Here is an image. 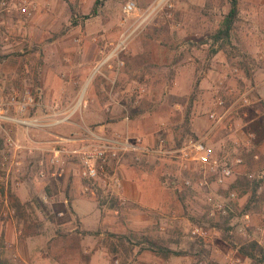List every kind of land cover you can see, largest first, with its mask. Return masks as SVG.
Returning <instances> with one entry per match:
<instances>
[{"label":"rangeland","instance_id":"1","mask_svg":"<svg viewBox=\"0 0 264 264\" xmlns=\"http://www.w3.org/2000/svg\"><path fill=\"white\" fill-rule=\"evenodd\" d=\"M94 1L0 0V94L8 101L32 98L24 111L7 110L31 124L0 126V176L9 167V183L22 182L20 197L14 189L8 194L14 212L0 214V258L8 264H258L240 250L253 241L231 227L241 211L264 210V0H238L230 36L218 40L213 34L228 0H133L129 13V0H104L93 13ZM250 87L251 102L238 100L209 138L244 158L232 213H210L202 191L181 185L192 173L170 157L121 155L110 170L121 180L118 188L82 178L78 154L50 161L54 147L78 149L96 134L126 129L146 140L162 129L179 146L205 133L209 111L219 110L217 96L229 104ZM7 135L21 147L8 146ZM59 167L61 174L51 175ZM257 174L263 178L254 179ZM4 188L1 183L0 194ZM77 197L89 200L95 216L78 213ZM196 225L209 229L206 240L192 233ZM258 245L264 249V241ZM160 248L174 253L164 257Z\"/></svg>","mask_w":264,"mask_h":264},{"label":"built area","instance_id":"2","mask_svg":"<svg viewBox=\"0 0 264 264\" xmlns=\"http://www.w3.org/2000/svg\"><path fill=\"white\" fill-rule=\"evenodd\" d=\"M134 7V1L129 0L124 5V11L129 13ZM253 93L254 87L245 89L237 100L229 104H226L223 97L217 96L215 103L219 110L214 108L209 111L208 117L211 119V124L205 133L202 136H190L179 146L170 145L162 129L153 138L147 140L144 137L131 134L126 129L124 133L116 132L113 136L96 134L91 139V143L78 149L68 150L66 147H54L50 161L51 163L57 162L61 153L66 155L78 154L80 157L79 174L82 178L93 181L99 180L103 186L118 188L121 185V180L115 172L111 173L110 170L114 168V161L119 159L121 155L129 153L136 158H139V154L170 157L179 163L181 170L192 173V175L181 179V185L183 188L202 191L210 213H232L238 200V192L233 184L237 179V169L243 164L244 158L236 148L230 150L223 143L216 145L209 138L218 130L219 124L228 117L235 103L242 100L243 104H249L251 102L250 96ZM31 102L32 98L26 94L17 101L13 97L12 100L8 101L0 94V126L2 122L12 121L25 125L31 124L30 120L14 118L7 112L10 105H14L18 111H24ZM231 127L232 124L228 123L226 130H231ZM6 142L8 146L14 149L21 147L10 135H7ZM253 157L257 159L258 155L254 154ZM5 170V176H0V184L4 185L7 184L10 168ZM61 171L62 168L59 167L56 171H52L51 175H60ZM40 172L42 175L44 174L43 170ZM247 177L251 179L253 174H247ZM261 178L263 175L257 174L254 179L259 180ZM3 201L4 205L0 209V214L11 215L14 210L8 197L5 196ZM191 231L202 240H206L210 235L209 229L201 225L194 226ZM233 231L246 241L261 244L264 241V210L259 214L241 211L239 222L231 227V232Z\"/></svg>","mask_w":264,"mask_h":264},{"label":"trees","instance_id":"3","mask_svg":"<svg viewBox=\"0 0 264 264\" xmlns=\"http://www.w3.org/2000/svg\"><path fill=\"white\" fill-rule=\"evenodd\" d=\"M104 0H95L94 6L92 9V12L95 13L97 7L99 5L103 4ZM229 3V10L221 20L218 28L215 30L213 34L214 40L228 38L230 36L233 24L235 20L237 19L238 15V0H228ZM185 120L187 123H189V116L186 114ZM189 129V128H188ZM245 186L248 185L247 181L241 182ZM257 184H254L252 186V196L251 199L255 196V190H256ZM14 206L17 207V209H20L22 207V204L19 200H14ZM250 209V202L245 205V210ZM162 251V255L164 257H167L169 254L174 253L173 250L169 248H160ZM240 250L243 255L249 257L252 261L257 262L258 264H264V249L259 246L256 242H251L249 244H246L242 247H240ZM0 264H8L6 260H2L0 258Z\"/></svg>","mask_w":264,"mask_h":264},{"label":"crops","instance_id":"4","mask_svg":"<svg viewBox=\"0 0 264 264\" xmlns=\"http://www.w3.org/2000/svg\"><path fill=\"white\" fill-rule=\"evenodd\" d=\"M258 87H260V85L256 84V88H258ZM52 141L55 142L57 140L54 139ZM47 142H49V140L45 141L44 143H47ZM6 183L7 184L5 185V188L2 190L0 195H2L3 198H5V196L8 197V194L11 192L12 189H14L15 191H17L16 195L18 197H20L19 196V191L22 188V182L14 181V182H10L9 183V181H7ZM12 184H13V186H12ZM74 201L76 202V206H78V207H80L82 209L81 211L78 212L80 215L84 216V215H89L90 214V215L95 216L97 210H93L92 209L91 204H89V200L77 197V198L74 199ZM86 210H88V211L86 212ZM97 256H98V252L97 251L95 253H92L91 256H90L89 263H92L97 258Z\"/></svg>","mask_w":264,"mask_h":264},{"label":"bare ground","instance_id":"5","mask_svg":"<svg viewBox=\"0 0 264 264\" xmlns=\"http://www.w3.org/2000/svg\"><path fill=\"white\" fill-rule=\"evenodd\" d=\"M84 91H85V89L83 90V92H82V94H81L80 100H82V95H83Z\"/></svg>","mask_w":264,"mask_h":264},{"label":"water","instance_id":"6","mask_svg":"<svg viewBox=\"0 0 264 264\" xmlns=\"http://www.w3.org/2000/svg\"><path fill=\"white\" fill-rule=\"evenodd\" d=\"M172 183H173V181H172Z\"/></svg>","mask_w":264,"mask_h":264}]
</instances>
